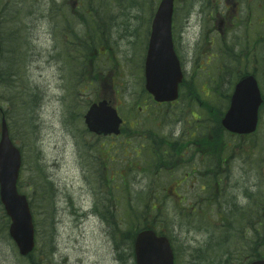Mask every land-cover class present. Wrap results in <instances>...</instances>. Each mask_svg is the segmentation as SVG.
Returning a JSON list of instances; mask_svg holds the SVG:
<instances>
[{"label":"rangeland","instance_id":"obj_1","mask_svg":"<svg viewBox=\"0 0 264 264\" xmlns=\"http://www.w3.org/2000/svg\"><path fill=\"white\" fill-rule=\"evenodd\" d=\"M107 1L108 4L104 3L93 11L96 19L93 26L102 41L98 45L99 50L97 46L94 49L97 54L95 62L102 84L104 83L106 87L88 89V84L84 83V91L73 94L70 88L71 68L65 61L64 47L69 46L70 56H73L78 40L72 35H65L63 38V22L57 16L63 12L67 13L69 6H65L62 0H0V25L1 19L4 22L6 18L14 24L16 17L9 14L10 7L20 8L17 33L0 27L1 33L8 37L5 44L2 43L0 70L4 71L7 80L11 77L10 72L16 69H20L23 75L22 78L13 77V97L16 103L10 107L0 103V119L2 116L5 117L10 137L21 150L22 166L17 186L18 191L26 195L30 201L36 229V247L32 256H19L8 235L9 219L0 204V264H121L111 239L109 226L99 215L75 213L73 205L76 204L77 207L88 211L93 207L97 193L106 200L105 187H101V183L98 186L99 170L105 174L108 172L107 168L103 167L104 162L112 163L110 174L113 172L117 174L116 182L119 183V188L123 189L121 176L128 182L127 190H117V196L114 194L110 197L112 206L116 207L112 209L122 213L124 219L131 215L128 212L129 208H137L138 200L135 194L138 190L149 181H161L160 183L165 184L171 177L177 179L182 171L176 168L168 173L161 166L152 167L147 164L139 166L130 160L138 159V150L135 146L144 143V139H150L149 142H152L157 135L167 137L188 135L194 127L199 126L198 119L194 121L191 118L193 116L191 114H195L198 106L188 105L189 103L184 100L187 98L185 94L181 95L180 100L173 106L156 105L151 98L145 101L148 97L146 92H143L142 65L150 19L157 7V0H132L133 3H128L127 0ZM124 1L134 10L132 16L126 15ZM72 9L79 12V9L83 10L85 7L72 6ZM104 12L108 13L107 18H104ZM115 16L118 17V23L115 21L109 23V18ZM54 21L58 25L56 31L55 28H51ZM108 25H111L110 30H107ZM199 25L197 21L194 26L198 28ZM132 30L135 33L132 34ZM80 32L81 40L88 39L89 29L85 25H80ZM189 39L192 42L194 40L191 37ZM129 40L132 44L131 54ZM21 44L22 50L19 53ZM191 64L192 59H188L187 82L195 79ZM81 68L79 63L78 74L75 76L79 75ZM258 70L262 72L255 76L261 92L264 93V53L260 50ZM216 75L219 79L216 76L214 80H221L227 90L212 91L211 96L210 91L213 89L211 84L209 93L201 95V100L209 98L212 100L211 103L224 108L226 100L223 96L229 93V79L224 73ZM207 76L212 77L211 70L207 71ZM229 77L234 80L232 75ZM222 83H216L214 86L221 87ZM9 95L10 90L7 89L5 81L0 84V100ZM102 95H107L117 107L124 121L122 126L124 137L95 136L85 130L83 115L87 106ZM149 102L148 105L144 104ZM128 131L132 133L127 135ZM225 137V141L230 145L225 148L228 155L237 156L236 159L230 160V164L233 160V167L240 170L235 169L231 183L225 185L224 200L229 201L232 194L241 189L242 194L238 199L245 204L243 188L249 186L253 188L257 180L260 182L253 168V152L255 150L259 154L264 152V112L261 114L259 130L254 136L242 139L240 144L239 137L230 135ZM85 143L90 147H86ZM240 146H243L242 153ZM141 150L143 152L140 157L145 159L150 157L146 150L143 148ZM189 157L190 153L184 155V158ZM130 162L133 163L134 169L129 166ZM38 164L43 170L44 178L52 186L53 194L50 201L46 196L48 188L45 190L43 188ZM143 167L146 168L145 176ZM260 167L264 173V163ZM189 188L191 187H186L185 184L179 188L181 197L190 193L186 191ZM250 198L248 196V200ZM164 204L166 210L159 229L171 239L177 254L176 264H200L198 262L203 257L202 254L208 252L217 242L218 232L215 230H220L216 223L220 218L213 217L214 213L211 212L207 199L184 200L171 196ZM218 210L219 208L214 209L221 215ZM185 212H188V216H184ZM199 225L204 226L205 230L202 231ZM209 235H214L213 242L208 240ZM125 250L126 254L128 250ZM127 255L123 264H133V257L129 258V254ZM219 256L224 259L223 256ZM232 264H238V261L233 260Z\"/></svg>","mask_w":264,"mask_h":264},{"label":"water","instance_id":"obj_2","mask_svg":"<svg viewBox=\"0 0 264 264\" xmlns=\"http://www.w3.org/2000/svg\"><path fill=\"white\" fill-rule=\"evenodd\" d=\"M173 0H161L151 25L150 39L144 62L145 88L159 102L172 101L182 80L180 65L172 46L171 17ZM261 95L252 76L236 83L230 106L221 124L233 133H249L255 129ZM88 129L97 134H117L122 119L105 98L90 105L85 116ZM21 165L19 149L11 142L4 120L0 131V202L10 218L9 235L21 255L34 246V228L27 197L17 190ZM136 264H173L172 250L165 236L152 229L139 231L134 241ZM249 264H264L255 260Z\"/></svg>","mask_w":264,"mask_h":264},{"label":"flooded vegetation","instance_id":"obj_3","mask_svg":"<svg viewBox=\"0 0 264 264\" xmlns=\"http://www.w3.org/2000/svg\"><path fill=\"white\" fill-rule=\"evenodd\" d=\"M179 1L176 50L184 68L188 59H192L193 72L218 67L238 74L258 72V41L262 38L258 26L264 23V0ZM76 2L72 1V6ZM191 15L201 23L198 27L201 37L193 42L188 37L189 30L195 27L189 20ZM204 190L202 186L198 191Z\"/></svg>","mask_w":264,"mask_h":264},{"label":"trees","instance_id":"obj_4","mask_svg":"<svg viewBox=\"0 0 264 264\" xmlns=\"http://www.w3.org/2000/svg\"><path fill=\"white\" fill-rule=\"evenodd\" d=\"M95 48L94 47H90L88 45H84V49L79 50L78 49V54L79 57L78 59H76V62H79L80 65L82 66L81 71L79 72L78 78L79 81H83L85 79L88 78V73H89V67H90V63H92L93 61V56H94V52H92ZM85 52V53H84ZM77 56V55H75ZM78 74V72H76ZM4 72H1V82H5L7 84V89L10 90V95L9 97H5L2 100H0L1 104H5L8 107L10 106H14V104L16 103L15 97L14 96V90H13V82L14 79H12V84L7 82V79L4 77ZM17 73L15 71H13L11 73V75H16ZM20 100L22 101V97L20 98ZM23 102H25L24 98H23ZM10 109V108H9ZM221 113L218 110H215V115L214 117L217 119V122L219 120ZM102 174L105 175V173L102 171ZM47 184V183H46ZM127 185V183H124ZM105 186L106 188V193H107V199L111 197V195H109L111 193V180L106 177L105 178V184H102ZM128 187H126L125 185L123 186V191L127 190ZM104 200L101 197L97 198V204H101ZM107 203V201H106ZM138 207L137 209H133L129 208L128 212L131 215H128L129 217L124 219L122 218V213H114V211H112L110 204L107 205L106 204V209L107 211L105 213H100L99 215L101 216V218L108 224L110 225V229H111V238L113 240V244H114V248L117 252L118 255V261L123 264L128 256L127 254H129L130 256L132 255V243H133V239H134V233L141 227H147V221H145V217H141V215H139L138 213V209L139 211H141V213L143 214V216H148L150 209L149 206V202L148 201H143L140 202L138 201ZM128 204V203H126ZM110 207V209H108ZM131 210V211H130ZM137 214V215H136ZM136 216V218H135ZM143 219V222H141V220ZM263 221L264 224V219H260ZM152 222L148 223V226H151ZM263 229H264V225H263ZM254 244H257V242H255ZM236 256L234 257L233 255L229 254L228 258L229 259H237L238 261H242L243 258H246L248 256H256L259 257L261 256L259 253L257 254V248L252 247V249H250L248 247V250H245L246 252L242 251L239 247L233 246ZM127 249V253L125 254Z\"/></svg>","mask_w":264,"mask_h":264},{"label":"bare ground","instance_id":"obj_5","mask_svg":"<svg viewBox=\"0 0 264 264\" xmlns=\"http://www.w3.org/2000/svg\"><path fill=\"white\" fill-rule=\"evenodd\" d=\"M127 1H128V3H133L132 0H127ZM124 2H125V1H124ZM98 5H99V6H102L103 3H102V2H100L99 4L97 3V6H98ZM123 7L127 9V12H126V15H127V16H130V15L132 16V15L134 14V10L131 9L130 6L127 5L126 2L123 3ZM116 15H117V14H116ZM107 21H108V20H107ZM110 21H115V23H118V17L115 16V17L109 18V21H108V22L112 24V22H110ZM120 22H123V21H120ZM135 26H136V25H135ZM133 33H135V32L132 30V34H133ZM216 89H217V90H227L226 88L223 87V83H222V86H221V87H216ZM225 100H227V98H226ZM39 173H40V175H43V170H42L41 167L39 168ZM256 174H257V173H256ZM257 177H258V174H257Z\"/></svg>","mask_w":264,"mask_h":264}]
</instances>
